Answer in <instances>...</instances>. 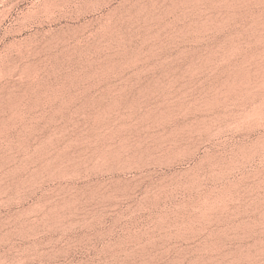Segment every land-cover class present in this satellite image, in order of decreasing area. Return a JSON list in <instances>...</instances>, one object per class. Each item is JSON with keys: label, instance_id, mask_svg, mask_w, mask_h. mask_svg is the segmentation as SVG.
<instances>
[{"label": "rangeland", "instance_id": "rangeland-1", "mask_svg": "<svg viewBox=\"0 0 264 264\" xmlns=\"http://www.w3.org/2000/svg\"><path fill=\"white\" fill-rule=\"evenodd\" d=\"M0 264H264V0H0Z\"/></svg>", "mask_w": 264, "mask_h": 264}]
</instances>
